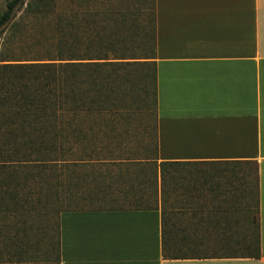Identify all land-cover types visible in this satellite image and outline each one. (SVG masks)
<instances>
[{
	"label": "trees",
	"instance_id": "obj_1",
	"mask_svg": "<svg viewBox=\"0 0 264 264\" xmlns=\"http://www.w3.org/2000/svg\"><path fill=\"white\" fill-rule=\"evenodd\" d=\"M89 1L77 4L73 0H6L0 12V33L11 23L14 28L18 25L13 19L24 3V12L44 26L32 35V46L37 48L28 52L32 57L0 60L6 62L0 64V264L39 262L34 257L20 259L19 239L17 234H11L9 225L25 220L20 217L30 215L38 205L44 208L42 216L47 222L43 232L47 250L41 253L40 264H60L59 216L73 209H63V200L57 192L58 179H62L66 196L71 197V188L77 181L76 168L104 163L103 151L114 154L108 158L110 163L131 165L142 159L135 154L121 156L122 143L131 130L127 126L120 129L118 125L130 124L133 117L131 114L119 116L113 111L118 104V92L122 91V81L129 82V78L121 81L117 75L122 62L111 61L123 59L117 58L115 46L117 37L125 33L120 25L127 19L109 0L97 2L93 7ZM149 12L150 16L137 27V32L133 26L125 27L128 31L131 29L128 33L133 44L128 49L130 58L140 59L132 62L140 67V73L131 83L136 92L128 108L145 111L150 119L145 133L152 140L156 134L157 99L151 7ZM131 20L134 22L135 18ZM76 147L81 151L77 158L71 159ZM153 148L155 153L154 143ZM168 166L159 164L162 257L259 258L256 168H253L252 217L240 213L235 216L230 213L237 211L230 212L219 206L208 209L199 204L190 211L189 219L197 225L184 227L174 224L164 207ZM238 182L248 183L242 177ZM247 188L240 198L249 202V184ZM196 197L189 198L195 201ZM210 197L212 201L217 198ZM243 210L244 207L240 209ZM179 211L188 212L183 207ZM211 244L215 247L208 249ZM202 245L206 249L198 251L197 246ZM200 252L206 254H196Z\"/></svg>",
	"mask_w": 264,
	"mask_h": 264
},
{
	"label": "crops",
	"instance_id": "obj_2",
	"mask_svg": "<svg viewBox=\"0 0 264 264\" xmlns=\"http://www.w3.org/2000/svg\"><path fill=\"white\" fill-rule=\"evenodd\" d=\"M151 12L156 172L167 163L189 194L230 196L255 167L260 256L163 258L159 200L62 212L60 264H264V0H151Z\"/></svg>",
	"mask_w": 264,
	"mask_h": 264
},
{
	"label": "rangeland",
	"instance_id": "obj_3",
	"mask_svg": "<svg viewBox=\"0 0 264 264\" xmlns=\"http://www.w3.org/2000/svg\"><path fill=\"white\" fill-rule=\"evenodd\" d=\"M6 0H0V12L4 9ZM64 1V0H63ZM75 3H84L86 0H73ZM103 0H90L92 7L97 4V2H102ZM110 3L114 4L116 8L121 10L123 17L127 19L120 25L121 29H125V33L122 36H118L116 40L115 50L118 51L117 58L123 59H111V61L122 62L118 67L117 75L121 78H129V82H124L122 85V91L118 92V104H116L113 111L120 115L131 114L133 121L128 125L119 124L120 129L127 126L126 129L130 131L129 136L125 137L122 145V151L120 150L121 156H129V154L138 155L142 158L139 163L135 164H121L120 162L110 163V157H114L108 151H103L104 163L95 164L94 166H79L76 168L75 176L77 178L76 185H73L72 196H66V189L64 185L61 186L62 179L59 178L58 182V194L63 200V209H110V208H130V207H156L160 200V188L161 181L159 180L158 173L154 175V169L156 168L155 153L153 148L154 140L149 139L146 135V126L149 125V118L145 115V111L130 110L128 105L135 100L134 92H136L135 87H132L133 82H135L140 73V67L133 61H140V59L130 58L129 48H132L133 44L128 36V31L126 27L133 26V30L137 32V27H140L145 20L150 16V5L151 0H109ZM25 3L20 6L16 13L13 21L18 22V25L14 28L13 24H9L0 33V60L3 57H14V59H29L31 56L28 52L37 49L32 46V35L35 32L42 30V24L35 21L30 15L24 12ZM135 18L133 22L131 19ZM132 23V25H131ZM126 26V27H125ZM13 35V36H12ZM139 48H140V39ZM139 49L135 52L138 54ZM32 57V56H31ZM8 59V58H5ZM6 63L0 61V64ZM119 79V78H118ZM139 98V95H138ZM137 104V103H136ZM139 106L142 104L138 103ZM139 119V122H138ZM131 132L133 134L131 135ZM148 142V145H147ZM121 149V148H119ZM108 150V149H107ZM81 149L75 148L73 150V157L77 158ZM75 153V154H74ZM69 156L65 157V159ZM92 159H95L94 157ZM107 162V163H106ZM112 162V161H111ZM127 170V171H125ZM85 173V174H83ZM166 179V199H165V209L167 215L172 218L174 224H183L184 227L189 225H197L194 221L189 220L191 217L190 211L197 209V205L203 204L208 209H214V206H219L220 208L227 209V211H237L238 213H230L232 215H247L252 217L254 214V173L253 167H248V170H240L238 178L242 177L245 179L246 185L250 187L251 196L248 199H241L240 195L245 194L248 190L247 186L242 183L233 184L232 195L216 196L215 201L210 200V195L204 194V190L207 189L198 186H191L196 189L194 194H189L190 183L189 175L182 173L181 169H175V167L165 168ZM158 175V176H157ZM86 182H82L85 181ZM47 193L48 191H45ZM80 192V194H79ZM191 192V191H190ZM82 193V194H81ZM79 194V195H78ZM191 195L198 196L193 201L189 198ZM182 196H184L182 198ZM205 196L206 198H203ZM203 198V199H202ZM183 199V202L181 201ZM184 206H183V205ZM180 207L188 210L187 213H181L179 211ZM240 211V209H243ZM43 209L40 205L33 208V213L30 215L24 214L25 219L21 222L10 223L11 234H17L19 239L20 251L18 254L21 260H28L32 257L35 258L34 261H39L40 264L41 253H45L47 250L46 240L44 238L43 232L45 231V226L47 222L45 217L42 216ZM169 209V210H168ZM239 210V211H238ZM39 211V212H38ZM167 216V217H168ZM241 221V220H240ZM239 221V222H240ZM233 224H230V226ZM14 226H17L14 228ZM45 233V232H44ZM215 247V245H210L208 249ZM198 251H204L206 245L197 246ZM198 255L206 254L205 252L196 253ZM31 261V260H30Z\"/></svg>",
	"mask_w": 264,
	"mask_h": 264
}]
</instances>
